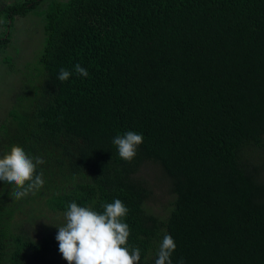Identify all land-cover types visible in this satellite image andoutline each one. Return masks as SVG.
<instances>
[{
  "label": "trees",
  "instance_id": "trees-1",
  "mask_svg": "<svg viewBox=\"0 0 264 264\" xmlns=\"http://www.w3.org/2000/svg\"><path fill=\"white\" fill-rule=\"evenodd\" d=\"M42 1L3 12L0 50ZM46 2L43 48L0 123V156L18 145L41 157L44 185L13 200L0 181V264H68L35 205L102 213L115 199L140 264H154L164 231L172 264H264V0ZM129 130L143 135L131 162L112 143ZM148 166L172 196L164 216L147 207Z\"/></svg>",
  "mask_w": 264,
  "mask_h": 264
},
{
  "label": "clouds",
  "instance_id": "clouds-1",
  "mask_svg": "<svg viewBox=\"0 0 264 264\" xmlns=\"http://www.w3.org/2000/svg\"><path fill=\"white\" fill-rule=\"evenodd\" d=\"M73 71L81 77L89 75L80 64H75ZM71 75V71L61 68L57 78L63 82ZM142 142L143 135L131 130L112 140L120 158L129 162L136 156ZM43 163L45 161L41 157L30 156L18 145L9 146L0 156V181L14 186L10 193L13 200L34 195L43 187V171L37 174V166ZM102 207L104 211L101 213L76 202L68 204L64 213L65 223L57 227L55 237L63 259L68 264H140L139 247L129 249L127 246L130 230L123 218L129 209L120 199ZM175 249L173 237L164 231L154 264H172ZM179 264H183L182 258Z\"/></svg>",
  "mask_w": 264,
  "mask_h": 264
},
{
  "label": "rangeland",
  "instance_id": "rangeland-1",
  "mask_svg": "<svg viewBox=\"0 0 264 264\" xmlns=\"http://www.w3.org/2000/svg\"><path fill=\"white\" fill-rule=\"evenodd\" d=\"M22 1L24 0H0V6L5 2V7L8 8L12 4ZM46 1H42L36 12L31 11L24 18L19 17L18 21H15V27L11 29L10 35L7 31L9 44L5 49L0 50V123H3L4 119L8 117V111L12 108L13 102L21 96L22 92L19 88H24L27 85L25 80L31 74L36 55L38 56L43 48L44 22L42 23V16L39 14L43 12V6L47 5ZM3 15L1 10L0 36L4 31V27H2ZM141 175L148 181L153 191V196L147 202V207L156 215H166L170 208L169 202L172 201L168 184L158 177V172L151 166L143 170ZM25 209H29V206L27 205ZM35 209V213L41 217L38 221V230L41 235L51 232H44L41 224L55 228L65 223L64 215H55L44 203L35 205ZM46 230H50V228ZM35 238L39 239L40 235Z\"/></svg>",
  "mask_w": 264,
  "mask_h": 264
},
{
  "label": "flooded vegetation",
  "instance_id": "flooded-vegetation-1",
  "mask_svg": "<svg viewBox=\"0 0 264 264\" xmlns=\"http://www.w3.org/2000/svg\"><path fill=\"white\" fill-rule=\"evenodd\" d=\"M43 7H45V5H44ZM1 10H2V12H8V13H11V11L9 10V8H6V7H5V2H4V3H1L0 11H1ZM18 18H19V17H16V21H18ZM21 18H24V17H21ZM8 21H9V20H8ZM10 23H11V21H9V24H10ZM6 28H7V31H8V33H9V26H7ZM7 31H6V33L4 34L5 37L8 36Z\"/></svg>",
  "mask_w": 264,
  "mask_h": 264
}]
</instances>
